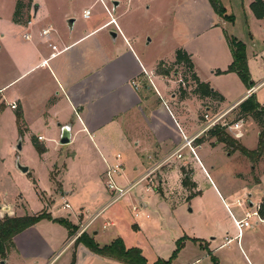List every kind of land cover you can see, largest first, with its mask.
Instances as JSON below:
<instances>
[{
  "label": "rangeland",
  "instance_id": "1",
  "mask_svg": "<svg viewBox=\"0 0 264 264\" xmlns=\"http://www.w3.org/2000/svg\"><path fill=\"white\" fill-rule=\"evenodd\" d=\"M114 1L121 3L116 13L113 10ZM204 1L107 0L105 4L100 0H35V5H40L41 10L37 17H34L35 5L32 4L34 0H0V73L6 79L9 75L14 74L9 51L17 42L25 41L23 35L26 32H32L34 37L38 36L42 26L47 22L54 23L56 29L58 31L60 29L65 38H69L71 34L68 30L66 31V20L67 23L70 20L77 21L76 30L72 34V37H76L86 31L90 25L106 24L108 31L114 32L115 30L117 32L116 26L110 23L112 17H115L116 22L122 21L124 25L128 24L134 33L142 36L141 42L145 43L144 51L153 57L160 56L171 62L174 60L172 49L175 46L180 49L183 46L192 49L204 42L209 50L214 49L217 45L218 35L223 32L220 23H218V29L203 32L197 40H190L189 37L188 26L195 16L202 14L205 16L209 13V24L211 19L217 20L218 15L208 0H206L208 10H200ZM220 1L227 14L234 17V26L229 27L228 33L224 32L246 44L251 79L257 86L264 79V36L258 24L256 22L252 24V20H256L253 19L252 12L247 5L249 0H246L245 3L244 0ZM19 3H21L22 10L21 21L32 20L33 22L27 31H24V27H17L13 22ZM86 9L91 12L89 19L83 18V12ZM159 20L163 24L159 23ZM2 35H5L3 40H1ZM149 39L151 43L146 46ZM252 41L260 53L257 58H253ZM195 56L201 66L202 77L209 78L212 70L208 61L210 56H214V50L209 52L202 50L199 55L195 54ZM167 69H171V66L165 64L160 72ZM172 69L170 78L176 83V85H172L176 89L171 90V95L177 94L181 97L182 92L188 94L189 97L193 95L195 84L190 81L186 70L182 67ZM230 75L213 77L211 81L213 83H210L212 89L216 87L225 94L227 98L225 104L221 103V106L218 107L213 105L211 100L206 99L203 105L195 97L186 101V110L191 121L198 122L201 117L203 121V115L207 112V108H212L211 111L225 110L246 90V85L236 73L234 76ZM35 77L38 76L35 74ZM255 98L259 105L264 107V85L258 89ZM4 106L0 105V219L50 211L51 216L55 217L54 219L64 218L71 222L72 219H75L81 206L87 210L84 213V219L87 221L102 210L109 200L111 201L113 193L107 189L106 184L82 179V177H89V174L96 169L95 166L84 160L81 153L78 157L83 159L84 163L75 159V151L87 153L88 159H93V151L88 149L86 144H84V148H80L78 144H71L55 149V145L49 144L47 140L42 144L49 145L51 148L45 157L38 153L32 138H37L40 134L46 138H50L52 135L48 131H34L33 134L22 131L23 152L19 153L16 147L21 136L20 127L22 128V124L20 122V126L17 125L15 111L8 107L1 111ZM238 110L239 108L227 116L228 122L238 119ZM243 120V126L233 128L227 133L248 149L256 150L260 128L252 117H243ZM215 142H217L216 139L210 138L208 131L196 142V146L205 143L199 150L200 156L208 159L207 165H209L212 181L223 200L218 196L215 187L198 164L193 167L188 163H186L187 165L183 164L182 167L185 168V171L181 172L178 180L173 182L169 180L164 186L161 185L159 182L162 179L161 172L164 169L175 168L171 160H164L161 161L162 165L158 164L152 168L154 174L148 181L154 189L158 188L162 191L163 195L171 200V203L157 201L154 192L145 193L146 183L140 184L137 189L134 188L130 192L133 196L131 202L139 205L142 196L145 195V201L150 203L147 210L151 219L145 222L140 232L134 230L129 217L125 219L119 217L125 211L128 215L131 212L132 205L129 197H126L112 203L110 207L101 212L93 221V227L89 223L87 224L91 227L87 224L84 225L83 221L79 219L78 224L75 225L77 227L75 235L81 234L82 236L86 233L94 238L92 231L95 228L102 235V239L98 243L100 247L111 245L112 238L119 236L118 238L122 239L128 248H139L148 264H154L159 260L169 261L177 252L181 242L183 246L173 260V264H215L212 260L213 257L217 259L218 264H264V223H259L245 231L240 242L234 240L219 251L217 250L214 255L209 250L207 251L206 245L201 248L188 241V237H192V235L205 236V239L212 244L211 250H215L225 243L226 237L234 238L238 234L233 217L243 218L248 206H237L234 204L237 199L246 201V203L251 199L256 203L260 197H263L259 204L261 206L264 204V157L254 163L239 151L234 152L225 145L219 143L217 145ZM94 157L97 156L94 155ZM190 158L195 159L193 155H190ZM63 162L67 165V171L62 175V182L67 190L75 191L67 198L71 209L64 207L63 200L66 197L55 192L51 177V172L56 169L55 165L60 166ZM18 163L29 167V173H21L17 169ZM194 173L198 192H200L196 196H192V194H196L195 189L185 187L183 184L186 180L185 176L188 175V180L191 181ZM259 179L261 182L257 183ZM115 182L119 186L117 178ZM89 185H97V188L91 192L88 190ZM182 186L190 191L189 196L186 194L185 197H180L183 195ZM226 205L229 206V209ZM113 218L117 220L115 221L116 225L109 226L104 230V222ZM33 227L24 231V235L19 237V248L14 251L12 249L7 258L0 260V263L5 261V264H46L47 260L55 258L67 241L69 235L67 229L48 220H42ZM103 235L106 236L103 237ZM213 237L216 240H211ZM80 245L74 242L71 248L60 254L53 264H71L73 259H75V264H121L119 261V263L110 262V260L103 261L98 257H92L84 250L79 254L77 247Z\"/></svg>",
  "mask_w": 264,
  "mask_h": 264
},
{
  "label": "crops",
  "instance_id": "2",
  "mask_svg": "<svg viewBox=\"0 0 264 264\" xmlns=\"http://www.w3.org/2000/svg\"><path fill=\"white\" fill-rule=\"evenodd\" d=\"M100 1L107 3V0ZM200 1L202 2L203 0ZM245 2L246 0H244ZM253 2L254 0H249L247 3L254 17L253 19L256 20H252V24L256 22L264 36V21L254 15L251 9ZM32 4L35 5V0ZM120 4L119 2L114 13H116ZM206 4L207 1L205 0L204 5H202L203 8L201 7L200 10H208V4ZM36 7L37 11H35L34 17H37L41 10L40 5L36 4ZM208 16L209 13L205 16L204 14L195 16L188 27L190 40H197L203 32L216 30L219 27L218 23L222 24L223 32L218 35L217 45L214 49H210L214 50V56H210L208 61V65H210L209 67L212 70V77L210 76L211 78L207 79L202 77L201 66H199L195 56V54L199 55L202 50L210 51L206 43H199L197 48L191 49L183 46L181 49L191 56L195 73L200 81L210 85V83H213L211 82L213 77L218 78L229 76L230 74V76H234L235 74L217 75L218 71H226L233 62L225 32L228 33L229 27L234 26V23L225 21L217 16V20L211 19L209 24ZM158 22L163 24L161 20ZM14 24L17 27H24V31H27L33 22L29 20L26 24L15 22ZM105 25H90L86 31L76 37H72L77 27V21L74 20V23L70 25L69 21L67 23L66 20V31L68 30L71 34L69 38H65L61 30L59 29L58 31L55 24L51 22H47L42 26L38 36L34 37L32 32H26L24 35L29 34L30 38L25 39L23 35L25 41L17 42L13 49L9 51L10 63L13 66L14 74L9 75L8 79H6L0 73V88L4 89L0 96V105H5L1 111L8 107L20 114L22 117L21 131L29 134H33L34 131H48L52 135L50 138H46L43 134H40L37 138L33 136L32 142L33 140L36 141L41 148L45 149V153L41 156L46 157L50 151L51 147L49 145L42 144L47 140L49 144L55 145V149L59 146H64L60 143L64 129L70 135V143L66 145L78 144L80 148H84V144H86L88 149L93 151V159H88L87 153L78 151L74 153L75 159L82 163L85 160L95 166L96 169L89 174V177H82L83 180L106 184L105 176L109 167L120 162L123 165V171L116 178L121 188L133 185V190L134 188L137 189L140 184L146 183L145 193L154 192L157 201L171 203V200L167 199L158 188L154 189L145 177L147 172L152 170L155 165H162L161 161L166 160L177 151L184 141V136L192 137L202 129V117L201 119L199 118L198 122L191 121V117L186 110V101L191 97H195L200 104L204 105L205 100L195 95L187 98H181L177 94L171 95V90L176 89L172 85H176V83L170 77L161 76L157 73L160 63L171 65L175 62L176 52L180 49L178 46L172 49L174 52V60L172 62L160 56L153 57L147 51H144L145 43L141 42L142 36L134 33L128 24L124 25L122 21L117 22V32L115 30L114 32L108 31ZM46 29H51L48 36L42 34ZM112 33L116 34L115 38L112 37ZM4 38L5 35H2L1 40ZM150 43L149 39L146 46ZM251 44L254 50L253 58H257L260 53L253 41ZM53 46L57 48L56 52L58 53L54 58L51 57L55 52L52 48ZM247 57L249 65L248 50ZM35 74L38 77H35ZM27 78L30 79L24 81ZM148 78L152 80L156 90L152 88ZM133 82L138 84L139 87H134ZM263 85L264 79L253 87L254 93L252 95L256 96L258 89ZM213 90L224 98L222 103L225 104L227 101L225 94L216 87ZM249 90L246 88L234 100V103L225 110H228L236 103L245 101ZM13 102L17 103L18 108L16 110L10 107ZM211 103L218 107L221 106L219 102L211 101ZM209 109L212 108H207V110ZM39 137L42 140H39ZM204 144L196 146L198 161L190 158L191 154L188 149L182 151L184 158L172 157L171 162L172 165H175V168L164 169L161 172L162 179L159 181L160 184L164 186L169 180L171 182L178 180L181 172L185 171V168L182 167L183 164L188 163L192 167L198 164L215 187L218 196L223 200L219 190L212 181L209 165H207L208 159L206 160L205 157L200 156L199 150ZM215 144L219 145L217 142ZM17 152L19 151L17 150ZM22 152L23 149L19 153ZM186 152L189 153L186 154ZM79 153H81L84 160L78 157ZM94 155L97 157H94ZM118 155L121 156L120 159L117 158ZM55 167L56 169L51 172V177L55 192L61 194L62 197H66L63 200L64 203L69 195H72L75 191L67 190L62 182V175L67 171L66 163L63 162L60 166L56 164ZM192 167L191 169L195 171ZM192 176L191 182L196 185V193H200L195 181V173ZM187 177L189 178L186 175L185 179H188ZM258 181L257 183H260L261 179ZM94 188H97V185H89L88 190L93 192ZM182 189L183 195L180 194V197H185L186 194L189 196L190 191L183 186ZM130 192L123 198L129 197L132 205L131 212L128 215L125 211L119 217L121 219L129 217L134 230L140 232L145 222L151 219V215L147 210L150 203L145 201V195L142 196V201L139 205L131 202L133 201V196ZM250 197L253 198L252 195ZM261 199L263 197H260L256 203L252 200L255 204L251 199L249 201L256 205L260 203ZM110 202L109 200L102 210L91 216L87 221L84 219V213L87 210L80 206V211L75 219L69 220L76 225L81 219L84 225L89 223L92 226L98 215L112 205ZM135 208L137 209L136 211L134 210ZM115 221L117 220L113 218L104 222L103 229L106 230L109 226H115ZM23 233L15 237V248L13 251L19 248V237L24 235ZM92 233L93 239L99 243V240L102 239L101 233L95 228ZM94 233L97 234L94 235ZM105 236L103 235V237ZM70 237L72 236L68 235L67 241L55 258L47 260L46 264H53L60 254L71 248L76 241V237L75 235L73 238ZM118 237H113L112 241L114 242ZM188 238L189 242L191 241V243L201 248L206 245L207 251L209 250L213 255L217 250L219 251L230 244L226 242L230 237H226L223 245L211 250L212 244L205 239V236L192 235V237ZM192 240H198V242L194 243ZM211 240L214 241L216 238L213 237ZM68 243L70 244L67 247ZM83 250L91 254L90 256L98 257V259L103 261L110 260V262L119 263L117 260L102 258L89 251L83 245L77 247V253L80 254Z\"/></svg>",
  "mask_w": 264,
  "mask_h": 264
},
{
  "label": "trees",
  "instance_id": "3",
  "mask_svg": "<svg viewBox=\"0 0 264 264\" xmlns=\"http://www.w3.org/2000/svg\"><path fill=\"white\" fill-rule=\"evenodd\" d=\"M208 1L219 17H221L225 21L234 23V17L227 14L225 7L220 0ZM20 6L21 3L18 4V8L16 10L13 21L18 24H26L28 20L21 21L22 10ZM251 9L256 18L264 21V0H254L251 5ZM225 36L232 53L233 62L226 71H218L217 75L236 73L246 85L247 89L253 88L255 84L251 79V74L248 66L246 44L242 41H239L235 37H230L227 34H225ZM163 66H165V63L159 64L158 74L166 77L171 76L173 70L172 68L174 67H182L183 69H185L187 74L190 76V81L195 84L193 95L198 96L202 100L209 99L213 102L219 103H222L224 101V98L218 92L213 90L209 84L200 81L195 73V67L192 62V58L185 50H177L175 55V62L170 65L171 69L163 70L162 72H160V69ZM187 97L188 94L182 92L181 98ZM238 108V119L236 120H243V117L249 116L257 122L260 128L257 149H247L245 146L232 138L227 133L226 128L217 127L215 129H212L209 132V137L216 139L217 143L225 145L234 152L239 151L244 157L256 163L264 157V107H261L256 101L255 96L252 95L247 100L242 102ZM21 119V115L17 114V121L19 126ZM20 133L22 136L23 133L21 129ZM33 144L40 155L45 153V149L41 148L36 141L33 140ZM183 184L185 187H192L193 189H195L196 187V185L191 183V181L188 179L184 180ZM198 194L199 193L192 194V196H196ZM259 213L261 218L264 219V204L261 206ZM42 220H48L65 227L69 233V236L75 235L77 231V227L67 219H54L48 212H41L40 214L27 215L22 217H5L4 219H0V260H5L9 252L15 248L14 239L16 236L23 233L27 229L37 225ZM192 242L197 243L198 240H192ZM75 243L77 245L81 244L85 246L89 251L102 258L117 260L123 264H148L147 260L143 256L142 251L139 248H127L124 241L120 238L116 239L111 245L100 247L93 238L84 233L75 241ZM178 246V250L173 258H171L169 261L159 260L154 264H173V260L176 258L178 252L183 246L182 242ZM212 260L215 262V264H218V261L215 257H213ZM71 264H75V259H73V262Z\"/></svg>",
  "mask_w": 264,
  "mask_h": 264
},
{
  "label": "built area",
  "instance_id": "4",
  "mask_svg": "<svg viewBox=\"0 0 264 264\" xmlns=\"http://www.w3.org/2000/svg\"><path fill=\"white\" fill-rule=\"evenodd\" d=\"M91 15L90 10H85L83 13V17L85 19H88ZM112 17V16H111ZM111 24L115 25L116 28H118L116 19L114 17H112ZM51 32V29H46L43 31V35L44 36H48ZM25 39H29L30 35L26 34L24 35ZM53 50L55 51L51 57L54 58L57 56V52H56V47L53 46L52 47ZM151 86L153 89L156 90L154 83L152 82V80L150 78H148ZM134 87L138 88L139 85L136 84L135 82H133ZM4 92V89L0 88V96L1 94ZM254 93V88L250 89L247 92L246 98L248 99V97L252 96V94ZM245 98V100H246ZM244 102V101H243ZM242 102L236 103L235 105H233L232 107H230L228 110L225 111H211L210 109L207 110V112L203 115V127L202 129L195 134L192 137H186L184 136L183 138V143L182 145L177 149V151L171 156H169L166 161L171 160L172 157H177L178 159H182L183 155H182V151L188 149L190 154L193 155L195 157V159L198 161V156L196 153V142L202 138V136H204V134H206L208 131L210 132L212 129H215L217 127H222V128H226L227 132H230L231 129L233 128H240L241 126H243L244 121L243 120H232L230 122L227 121V116L232 114L241 104ZM10 107L13 110H16L18 108L17 103L13 102ZM39 140H42L41 137H39ZM118 159L121 158L120 155L117 156ZM123 171V165L119 162L116 165L110 166L107 173H106V186L107 189L113 192V198L111 200V204L117 202L118 200L122 199L126 194H128L132 188V186H128L125 188H121L117 185V183L115 182V178L116 176L120 175L121 172ZM154 174V170H150V172L147 173L145 179H148ZM237 206H248V210L245 211V215L243 218L241 219H237L236 217H233L236 229L238 231L237 236H235L234 238H228L227 239V243H231L234 240H237L238 242H240L243 234L245 231L251 229L253 226H255L256 224H258L259 222H263L264 219L261 218L260 216V209H261V204H256L253 205L252 207L249 206V200L246 203V201H243L241 199H237L235 201V203ZM64 207L66 209H70V205L67 201H64ZM226 207L229 209V206L226 205ZM135 211L137 210L136 208L134 209ZM87 226H90L87 224ZM81 236V234L75 235L76 240Z\"/></svg>",
  "mask_w": 264,
  "mask_h": 264
},
{
  "label": "water",
  "instance_id": "5",
  "mask_svg": "<svg viewBox=\"0 0 264 264\" xmlns=\"http://www.w3.org/2000/svg\"><path fill=\"white\" fill-rule=\"evenodd\" d=\"M119 2H113V10L115 12L116 8L118 7ZM35 11H37V7L35 8ZM74 23V20H70L69 24L72 25ZM112 37H116L115 33L111 34ZM62 145H66L70 143V135L68 133V131L66 129H64L63 134H62V138H61V142ZM23 149V138L22 136H20V139L17 143V150L19 152H21ZM17 169L23 173V174H28L29 173V167L25 166V165H21L20 163L17 164ZM188 178V177H187ZM249 206L252 207L253 204L251 203V201H249ZM97 233H94V235H96ZM0 264H5V261H2Z\"/></svg>",
  "mask_w": 264,
  "mask_h": 264
}]
</instances>
